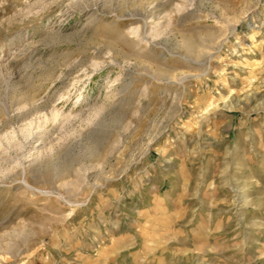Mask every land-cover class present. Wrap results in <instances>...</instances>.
I'll return each mask as SVG.
<instances>
[{"label":"rangeland","instance_id":"obj_1","mask_svg":"<svg viewBox=\"0 0 264 264\" xmlns=\"http://www.w3.org/2000/svg\"><path fill=\"white\" fill-rule=\"evenodd\" d=\"M0 264H264V0H0Z\"/></svg>","mask_w":264,"mask_h":264}]
</instances>
